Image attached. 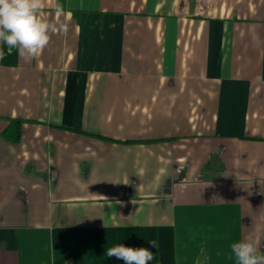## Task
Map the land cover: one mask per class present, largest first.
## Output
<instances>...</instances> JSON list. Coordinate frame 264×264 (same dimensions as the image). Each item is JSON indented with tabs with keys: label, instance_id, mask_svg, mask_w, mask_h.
I'll return each mask as SVG.
<instances>
[{
	"label": "crops",
	"instance_id": "0c3cea01",
	"mask_svg": "<svg viewBox=\"0 0 264 264\" xmlns=\"http://www.w3.org/2000/svg\"><path fill=\"white\" fill-rule=\"evenodd\" d=\"M60 2L66 34L0 60V264L264 253V0Z\"/></svg>",
	"mask_w": 264,
	"mask_h": 264
},
{
	"label": "clouds",
	"instance_id": "9594fccd",
	"mask_svg": "<svg viewBox=\"0 0 264 264\" xmlns=\"http://www.w3.org/2000/svg\"><path fill=\"white\" fill-rule=\"evenodd\" d=\"M45 0H0V60L18 51L26 62L41 56L54 34L68 31L67 23L61 19L65 7L56 0V20L46 18ZM151 248H158L157 241L149 240ZM236 264H264V253L257 242L248 236L230 246ZM108 258L122 259L125 264H150L155 254L148 247H127L122 243L106 249Z\"/></svg>",
	"mask_w": 264,
	"mask_h": 264
},
{
	"label": "trees",
	"instance_id": "16d2710c",
	"mask_svg": "<svg viewBox=\"0 0 264 264\" xmlns=\"http://www.w3.org/2000/svg\"><path fill=\"white\" fill-rule=\"evenodd\" d=\"M18 122H11L8 128L3 132V134L10 138L12 141H17L19 138V127Z\"/></svg>",
	"mask_w": 264,
	"mask_h": 264
}]
</instances>
